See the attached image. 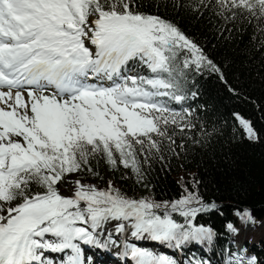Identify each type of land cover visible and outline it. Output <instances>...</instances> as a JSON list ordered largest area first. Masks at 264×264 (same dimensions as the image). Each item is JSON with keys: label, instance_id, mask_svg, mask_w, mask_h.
<instances>
[{"label": "snow or ice", "instance_id": "obj_1", "mask_svg": "<svg viewBox=\"0 0 264 264\" xmlns=\"http://www.w3.org/2000/svg\"><path fill=\"white\" fill-rule=\"evenodd\" d=\"M217 3L221 15L230 13L226 19L242 11L264 19V0ZM92 14H98L94 27L88 23ZM181 51L185 68L219 71L178 27L133 12L130 0H0V201L22 198L0 215V264H88L83 245L107 251L129 229L137 239L177 247L213 242V228L195 221L221 206L196 191L185 188L186 195L161 204L129 198L111 182L100 190L76 181L72 197L55 187L64 173L101 152L111 164L119 153L124 167L140 172L137 146L158 152L152 134L163 137L169 121L175 124L180 116L164 98L185 99L176 94L172 69ZM137 65L151 75L136 71ZM240 123L255 138L250 121ZM32 181L46 190L31 193ZM235 215L246 225L255 223L248 208ZM112 221L118 222L115 232L106 227ZM226 227L239 231L231 222ZM246 252L241 249L234 264H257ZM129 254L135 264H181L125 241L124 255Z\"/></svg>", "mask_w": 264, "mask_h": 264}, {"label": "trees", "instance_id": "obj_2", "mask_svg": "<svg viewBox=\"0 0 264 264\" xmlns=\"http://www.w3.org/2000/svg\"><path fill=\"white\" fill-rule=\"evenodd\" d=\"M130 10L174 24L219 71L211 67L199 71L194 66L185 68L186 53L179 52L172 65L173 79L176 94L185 99L178 102L164 98L180 116L175 124L169 121L163 137L152 134L160 150L141 152L137 146L139 173L124 167L119 153H114L115 164L109 163L102 152L90 155L88 162H81L76 170L78 176L100 190H107L111 182L113 188L137 200L151 198L170 204L186 195L187 188L198 192L205 202L215 201L221 206L218 211L198 214L195 221L217 233L211 244L177 247L175 242L136 239L138 246L157 247L159 254L170 255L178 262L234 264L232 255L237 250L235 242H239L257 258V264H264V230H258L257 239L247 237L242 221L235 215L237 210L248 208L254 217L253 226L264 219V19L247 11L226 19L230 13L221 15L217 0H130ZM136 71L151 75L139 65ZM236 115L250 121L255 138L246 136ZM70 173H64L55 185L65 197H72L76 191L73 185L68 189L61 185ZM45 190L35 181L29 184L31 193ZM21 200L18 197L12 202L18 204ZM158 211L163 214V209ZM173 218L184 222L178 214ZM229 222L238 233L227 229Z\"/></svg>", "mask_w": 264, "mask_h": 264}, {"label": "rangeland", "instance_id": "obj_3", "mask_svg": "<svg viewBox=\"0 0 264 264\" xmlns=\"http://www.w3.org/2000/svg\"><path fill=\"white\" fill-rule=\"evenodd\" d=\"M98 18V16L96 15H90L89 18H88V23L90 26L94 27V24H93V21ZM87 30V29H86ZM89 35H91V33H89ZM85 44L86 46H90L89 44V41L86 39L85 40ZM93 51H94V46H91ZM24 99L25 101H27L28 97H27V93L25 92L24 93ZM0 106H3V105H0ZM246 131H244L245 133ZM247 136L248 134L245 133ZM249 137V136H248ZM13 139H17V140H21L22 142V138L20 137H13ZM76 181H79L80 184L82 185H93V183L91 182H88L87 180H84L82 177L78 176V172L74 171L72 173H70L67 178H65L63 180V183L61 184L62 186H65V189H68L70 185H73V189H76L77 185H76ZM16 204L13 203L12 201L11 202H2L0 201V207H3L4 211H0V215H6V210L7 208L9 207H14ZM241 220V219H240ZM242 221V220H241ZM114 224L112 225L111 229L108 230V231H111V232H115V226L116 224L118 223L117 221H113ZM243 223V227H244V233L246 234L247 237H254V238H258V234H259V231L258 230H264V219L259 221L257 223L256 226H253L252 222H249L247 223V225L242 221ZM246 229V230H245ZM255 231H258V232H255ZM120 238V240H118V247H121V246H124V242L127 241L128 244H135L133 241H135L137 238L135 237H132L131 234H130V229L128 231H126L125 233H122V234H119L118 236ZM127 238H130V239H127ZM155 242V241H154ZM148 244V243H147ZM117 245L116 246H110V249L109 250H112L114 253H116L117 251ZM136 245V244H135ZM138 246V245H136ZM148 245H143V246H138V247H143V248H147ZM235 246H236V253L232 255V259L233 261L235 260V257L240 255L241 254V249H245L244 246L242 244H240L239 242H235ZM152 248V247H151ZM148 249V248H147ZM157 247H153L152 249H148L156 254H159L157 251H156ZM248 251V250H247ZM249 252V251H248ZM111 255H113V253H111ZM124 255V254H123ZM160 255H164V254H160ZM245 255H249L251 256V254L249 253H245ZM91 256V255H90ZM114 256V255H113ZM170 256V255H168ZM52 258H54L53 255H51ZM171 257V256H170ZM91 259L88 261V264L91 263V260H92V256L90 257ZM231 259V258H229ZM134 264H135V261L134 260H131ZM179 261L181 262V264H189L188 261H182L179 259Z\"/></svg>", "mask_w": 264, "mask_h": 264}, {"label": "bare ground", "instance_id": "obj_4", "mask_svg": "<svg viewBox=\"0 0 264 264\" xmlns=\"http://www.w3.org/2000/svg\"><path fill=\"white\" fill-rule=\"evenodd\" d=\"M4 90L7 91V89H4ZM236 118L238 119L237 120L238 123L241 125L239 116H236ZM241 127L243 128L242 125H241ZM243 130H244V128H243ZM127 239H130V238H127ZM117 248L118 249H117L116 253H114L112 251L113 249L103 251L100 249L93 248L92 246L85 245L84 246V256H85V258H89L92 256V260H91L90 264H134L131 261L133 259L130 256V254L127 256L123 255L124 254V246L118 247V245H117ZM111 253H113L114 256L111 255ZM47 255L50 258H52L51 255H53L54 259H59V256H60V254L51 253V252L47 253Z\"/></svg>", "mask_w": 264, "mask_h": 264}, {"label": "water", "instance_id": "obj_5", "mask_svg": "<svg viewBox=\"0 0 264 264\" xmlns=\"http://www.w3.org/2000/svg\"><path fill=\"white\" fill-rule=\"evenodd\" d=\"M237 116V115H236ZM238 122V121H237ZM240 125V124H239ZM241 126V125H240ZM244 131V130H243ZM247 136V135H246ZM248 137V136H247Z\"/></svg>", "mask_w": 264, "mask_h": 264}]
</instances>
